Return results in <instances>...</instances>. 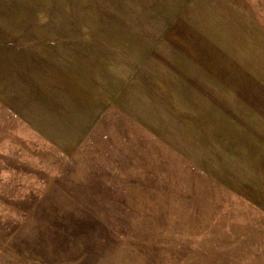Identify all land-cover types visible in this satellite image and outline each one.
<instances>
[{"label": "rangeland", "instance_id": "1", "mask_svg": "<svg viewBox=\"0 0 264 264\" xmlns=\"http://www.w3.org/2000/svg\"><path fill=\"white\" fill-rule=\"evenodd\" d=\"M0 264H264V0H0Z\"/></svg>", "mask_w": 264, "mask_h": 264}, {"label": "crops", "instance_id": "2", "mask_svg": "<svg viewBox=\"0 0 264 264\" xmlns=\"http://www.w3.org/2000/svg\"><path fill=\"white\" fill-rule=\"evenodd\" d=\"M237 95V100H239L240 101V94H236ZM239 103V102H238ZM238 105V104H237ZM254 117H256V116H254ZM247 119V118H246ZM257 119V121L258 120H260V117H257V118H255V120ZM95 120V119H94ZM255 120H251L250 122H253V121H255ZM239 121V120H238ZM247 122H249V121H247ZM87 129H89L90 128V126L87 124Z\"/></svg>", "mask_w": 264, "mask_h": 264}]
</instances>
